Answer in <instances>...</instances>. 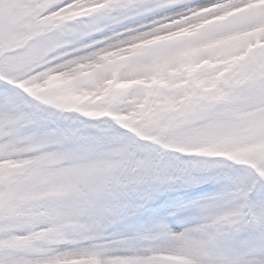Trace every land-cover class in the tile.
I'll list each match as a JSON object with an SVG mask.
<instances>
[{
    "label": "snow or ice",
    "instance_id": "snow-or-ice-1",
    "mask_svg": "<svg viewBox=\"0 0 264 264\" xmlns=\"http://www.w3.org/2000/svg\"><path fill=\"white\" fill-rule=\"evenodd\" d=\"M0 264H264V0H0Z\"/></svg>",
    "mask_w": 264,
    "mask_h": 264
}]
</instances>
